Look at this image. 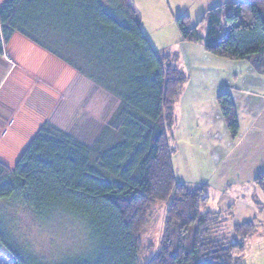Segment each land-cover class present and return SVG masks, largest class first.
<instances>
[{"label":"trees","instance_id":"16d2710c","mask_svg":"<svg viewBox=\"0 0 264 264\" xmlns=\"http://www.w3.org/2000/svg\"><path fill=\"white\" fill-rule=\"evenodd\" d=\"M174 21L180 41L202 42L206 52L264 74V0L216 5L194 24L187 15ZM14 34L86 76L118 105L90 145L45 121L11 167L0 161V201L38 219L69 216L87 236L83 251L46 261L24 253L0 221V254L8 264H141L148 214L168 201L159 247L145 264H234L243 256L254 223L234 225V237L219 232L223 215L202 212L206 185L176 180L170 133L185 77L152 47L129 0H6L0 55ZM217 104L234 139L230 94L217 95ZM254 185L264 192V173Z\"/></svg>","mask_w":264,"mask_h":264},{"label":"crops","instance_id":"0c3cea01","mask_svg":"<svg viewBox=\"0 0 264 264\" xmlns=\"http://www.w3.org/2000/svg\"><path fill=\"white\" fill-rule=\"evenodd\" d=\"M134 2L139 3V0H130V3L140 15L141 10ZM156 3L160 6L162 1ZM214 3L208 8L219 4ZM183 8H178L182 12L178 11L176 16L187 15L190 19ZM176 16L171 13L169 20H175ZM140 27L148 39L152 28L141 19ZM201 34L204 36L203 31ZM176 36L174 34L173 40L161 46L151 44L157 52L174 58V64L188 76L175 109L177 150L173 166L176 180L193 187L205 184L210 197L208 208L218 211L232 206V224L253 221L263 228L264 192L253 180L264 173V74L252 69L247 62L230 61L206 52L202 42H181L179 33ZM14 42L18 46L21 43L16 56L11 54ZM2 50L0 161L6 164L3 153L11 154L14 164L46 121L41 117V94L43 88L46 89L47 98L49 89L56 88V70L51 69V62L53 66L60 62L69 73L73 68L19 34H14ZM224 90L230 94L236 109L238 135L234 139L216 105V95ZM251 242L252 236L246 241L245 249Z\"/></svg>","mask_w":264,"mask_h":264},{"label":"rangeland","instance_id":"374dc122","mask_svg":"<svg viewBox=\"0 0 264 264\" xmlns=\"http://www.w3.org/2000/svg\"><path fill=\"white\" fill-rule=\"evenodd\" d=\"M4 1L6 0H0V3ZM158 1L159 0H139V3L134 2V4L141 10L139 20L141 19L143 24L146 20L148 26L152 28V34L148 38L151 42L150 44H159V46H161V44L173 40L175 38H172L174 34L178 36L175 21L174 19L171 21L169 18L171 13L176 16L177 12L180 11L178 10L180 6L184 7L183 10L185 9L187 11L186 13L190 16L191 24H194L202 13L207 10L206 8L215 4L214 2H219L218 5H221L224 2L228 3L238 0H160L162 1L160 6L156 3ZM157 12L158 14H156ZM181 12L182 11H180V13ZM155 25H157L158 28H155ZM202 31L204 32V30ZM225 34V26L222 23L220 36L224 37ZM18 41H20V39ZM16 44H18V42H16ZM20 45L21 43L19 42V46ZM19 46L15 45L14 42L11 50L12 55L16 56V51H20ZM28 58L27 55L26 60ZM174 65L183 72L182 74L185 77L186 83L188 78L187 74L176 63ZM53 67L56 70V88L53 89V91L49 89L50 95H48L47 98H45L44 91L46 89L43 88L41 94V117L57 128L65 131L73 138L90 145L97 138L102 128L115 111L118 100L103 88L88 80L86 76L79 73L74 68L73 71H71L72 73H69L65 71L60 62L55 63V66H53L51 62L52 70ZM20 68L21 66L18 67V70ZM41 85L49 87L45 82H41ZM222 92L228 93L227 90H224L217 95ZM217 95L215 99L218 107ZM174 115L175 120L170 136H172L171 144L176 146L177 150V139L175 136L177 123L176 111ZM2 157L6 161V165L11 167L14 155H6V153H3ZM206 195L208 196L207 192ZM209 200L210 197L208 196L207 204L203 206L202 212L206 213L209 211L211 213H220L223 215L219 224V229L222 230L219 232L222 233V231H225V234L228 236L233 235L232 237H234L233 226L236 224L231 223L230 210H232V206L223 210L214 211L208 208ZM168 203L169 201L160 202L156 203L153 208L151 207L148 214V223L140 233L141 264H145L149 257L155 254L159 247ZM0 208V221L5 226L6 230H8L11 240H13L24 253L34 254L46 261H57L62 257H68L74 253L83 251L86 246V231H84L79 221L69 216L52 215L45 219H38L23 206L13 202L3 203L0 201ZM254 226V232L257 234L253 233L251 235V244L245 249L242 259L235 261L234 264H264V227L259 228L255 223ZM248 238L245 240V244ZM0 263L8 264L9 261L0 254Z\"/></svg>","mask_w":264,"mask_h":264}]
</instances>
